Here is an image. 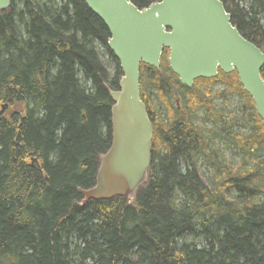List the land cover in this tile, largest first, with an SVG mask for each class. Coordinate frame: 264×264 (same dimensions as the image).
Returning a JSON list of instances; mask_svg holds the SVG:
<instances>
[{
  "label": "trees",
  "instance_id": "trees-1",
  "mask_svg": "<svg viewBox=\"0 0 264 264\" xmlns=\"http://www.w3.org/2000/svg\"><path fill=\"white\" fill-rule=\"evenodd\" d=\"M10 1L0 12V264H264V124L237 73L187 87L167 54L158 69L141 64L147 183L132 204L81 207L78 189L93 186L112 140L106 85L117 90L122 71L110 34L83 0ZM221 1L264 52V0ZM235 97V110L215 102Z\"/></svg>",
  "mask_w": 264,
  "mask_h": 264
},
{
  "label": "water",
  "instance_id": "water-1",
  "mask_svg": "<svg viewBox=\"0 0 264 264\" xmlns=\"http://www.w3.org/2000/svg\"><path fill=\"white\" fill-rule=\"evenodd\" d=\"M106 26L107 46L122 71L118 89L107 85L112 105V140L98 156L93 186L78 192L79 206L91 200L124 198L128 204L148 180L151 120L140 98V65L158 69L164 49L181 84L236 72L264 124V52L231 23L221 0H157L139 8L131 0H83ZM10 0H0V12Z\"/></svg>",
  "mask_w": 264,
  "mask_h": 264
},
{
  "label": "rangeland",
  "instance_id": "rangeland-1",
  "mask_svg": "<svg viewBox=\"0 0 264 264\" xmlns=\"http://www.w3.org/2000/svg\"><path fill=\"white\" fill-rule=\"evenodd\" d=\"M104 61L110 67V64H109L108 59L105 58ZM213 88H214L213 90H215V89H221V86H220V84H215L213 86ZM215 102H216V104H217V106L219 108L222 107V108H224L226 110H235L236 107L239 106L240 103H241V102H239V100L236 97L233 98L229 103H225V104H223V102H221V100H217ZM196 116L197 117L194 118V121L197 122V123H199V124H201V117H202L201 112L198 111L197 114H196ZM238 130L244 132V131H247L248 128H247V126H244L243 125L240 128H238ZM218 147L220 149L221 155L224 157L225 160H227L229 162H234V164H236V163L239 162V160H240L239 156L233 154L230 149L225 148L224 147V144L220 143ZM263 154H264V150H263ZM203 166L204 165L202 164V162H198V167H199V169H200V171L202 173L203 179L206 180L207 177H208V171Z\"/></svg>",
  "mask_w": 264,
  "mask_h": 264
},
{
  "label": "flooded vegetation",
  "instance_id": "flooded-vegetation-1",
  "mask_svg": "<svg viewBox=\"0 0 264 264\" xmlns=\"http://www.w3.org/2000/svg\"><path fill=\"white\" fill-rule=\"evenodd\" d=\"M156 1H157V0H156ZM231 23H232V22H231ZM163 54H167V61H168V57H169V51H168V49H164L162 55H163ZM162 55H161V56H162ZM160 61H161V60H160ZM215 84H220L221 89H224V85H223L222 83H215ZM177 102H178V99H176V103H177ZM153 103L155 104L156 107L159 106V104H158L155 100H154ZM185 119H186L185 115L180 116V120H181V122H183Z\"/></svg>",
  "mask_w": 264,
  "mask_h": 264
},
{
  "label": "bare ground",
  "instance_id": "bare-ground-1",
  "mask_svg": "<svg viewBox=\"0 0 264 264\" xmlns=\"http://www.w3.org/2000/svg\"><path fill=\"white\" fill-rule=\"evenodd\" d=\"M238 115H241V113H239ZM241 126H243V125H240V127H241ZM240 127H239V128H240ZM238 131H239V132H243V131H240V130H238ZM81 198H82V197H81Z\"/></svg>",
  "mask_w": 264,
  "mask_h": 264
}]
</instances>
